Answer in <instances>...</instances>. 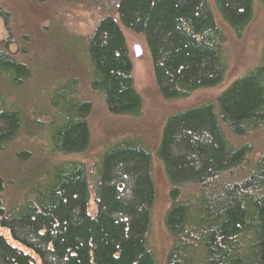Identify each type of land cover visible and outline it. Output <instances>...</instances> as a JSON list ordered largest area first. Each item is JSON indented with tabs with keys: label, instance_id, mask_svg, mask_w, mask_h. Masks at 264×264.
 <instances>
[{
	"label": "trees",
	"instance_id": "1",
	"mask_svg": "<svg viewBox=\"0 0 264 264\" xmlns=\"http://www.w3.org/2000/svg\"><path fill=\"white\" fill-rule=\"evenodd\" d=\"M214 1L237 37L254 18V2L264 7V0ZM0 17L6 20L1 10ZM123 29L145 38L164 99L223 81L226 37L209 0H117L84 50L89 88L110 114L139 117L143 108ZM9 46L0 44V150L28 122L9 90L33 76ZM76 84L66 81L55 95L59 103H51L56 111L67 106L49 140L52 154L80 155L91 146L93 105L75 97ZM257 135L264 139V64L215 102L168 119L158 152L170 185L166 264H264V143L255 159L257 144L245 142ZM31 157L26 150L15 156L23 195H11L15 183L0 176V228L8 232L0 234V264H158L148 240L157 196L153 159L138 142L109 148L92 172L77 162L34 171L26 166Z\"/></svg>",
	"mask_w": 264,
	"mask_h": 264
},
{
	"label": "rangeland",
	"instance_id": "2",
	"mask_svg": "<svg viewBox=\"0 0 264 264\" xmlns=\"http://www.w3.org/2000/svg\"><path fill=\"white\" fill-rule=\"evenodd\" d=\"M116 1L0 0V10L6 18L0 17V44L9 42L10 54L28 64L33 71L31 80L23 88L9 90L13 94L9 100L21 105L28 114V122L19 137L0 150V176L15 183L16 186L8 187L11 195H23L24 190H17V180L21 173L19 175L15 156L19 151L32 153L33 157L27 161L26 166L29 165L34 171H42L51 165L67 166L77 162L85 164L88 171L92 172L109 148L125 140H135L153 159L157 196L152 209L148 240L158 264H166L172 246L165 223L171 206L170 185L164 166L158 159L166 123L177 113L215 102L236 81L264 64V7L259 1L254 2V18L243 35L237 37L223 20L215 1L209 0L216 23L226 37L223 49L224 79L215 87L198 90L174 100L164 99L158 91L152 57L145 38L123 29L133 63L135 88L143 101L142 114L132 117L110 114L103 98L93 93L88 83L89 66L84 50L98 23L107 16ZM135 46L141 48V56H136ZM23 50H27L26 53ZM66 81H76L74 88L79 92L75 97L81 101L88 100L93 105L88 119L91 146L80 155L52 154L49 146L51 135L64 124L61 116L67 110L66 104L59 105L61 110L56 111L51 108V103H59L55 95ZM3 82V89L7 90L8 85L5 80ZM70 101L76 104L74 100ZM53 117L58 119L53 122ZM261 136L245 140L257 144L255 159L260 156L258 148L264 143ZM30 168L24 170L31 172ZM240 174L241 171H237L233 181L238 180ZM28 178L31 182V177ZM223 180L228 178L224 177ZM95 210L92 198L90 212L94 214ZM0 234L8 236V232L1 228Z\"/></svg>",
	"mask_w": 264,
	"mask_h": 264
},
{
	"label": "water",
	"instance_id": "3",
	"mask_svg": "<svg viewBox=\"0 0 264 264\" xmlns=\"http://www.w3.org/2000/svg\"><path fill=\"white\" fill-rule=\"evenodd\" d=\"M136 56H141L142 50L139 46H135Z\"/></svg>",
	"mask_w": 264,
	"mask_h": 264
}]
</instances>
